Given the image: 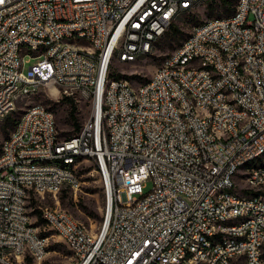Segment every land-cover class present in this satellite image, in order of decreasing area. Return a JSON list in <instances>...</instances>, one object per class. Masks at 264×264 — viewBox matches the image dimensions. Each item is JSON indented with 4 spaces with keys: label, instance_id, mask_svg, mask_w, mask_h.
<instances>
[{
    "label": "built area",
    "instance_id": "obj_1",
    "mask_svg": "<svg viewBox=\"0 0 264 264\" xmlns=\"http://www.w3.org/2000/svg\"><path fill=\"white\" fill-rule=\"evenodd\" d=\"M195 3L0 0V124L39 86L67 89V97H74L80 89L100 96L103 86L112 85L110 99L100 101L70 138L55 139L54 115L42 105H27L28 120L17 122L7 136V148L0 151V244L11 247L17 264L28 255H36L40 264L47 253L29 209L21 208L20 193L43 191L56 198L57 188H64L75 194L79 163L72 171H57V165L44 164V155L75 160L78 154H86L103 181L101 229L92 233L68 219L65 210L38 207L45 225L64 243L77 246L78 264H226V257L235 263L243 250H251L243 263L262 264L256 251L257 243H264V170L252 177L262 181V190L242 191L235 186L234 165L264 145V0H246L233 22L207 21V27L195 29L193 42L185 44L186 57L198 53L202 64H214V72L193 71L175 50L167 57L172 67H165L164 60L155 79L140 84L139 93H132L124 78L110 82L112 60L127 65L128 57L143 51L153 55L152 42L172 26V9L185 13ZM124 20H133V29L112 38ZM147 20H154L152 30H145ZM249 24H257L254 51L246 50ZM69 29H78L77 38H69ZM85 35H93V44L85 43ZM20 41H31L33 53L20 49ZM38 41H46V48L38 49ZM114 47H125L122 59L113 58ZM218 47L226 48V56H219ZM30 54H38V62L27 72H15L17 58L30 60ZM89 56H108V65L94 72ZM51 57H58V67H51ZM240 59H248V66H240ZM243 67L255 69L256 78L239 76ZM226 87L245 101L248 113L225 105ZM134 95H141V109H133ZM189 102L203 109L201 119L192 118L194 140L183 135L174 112V104H184L191 117ZM114 108H121V116H114ZM209 111H217V119H209ZM105 112H112V119H105ZM206 124H213V133H206ZM128 152H137V159H128ZM147 181L152 187L145 194ZM234 195H242V202H234ZM227 207H236V216L251 215V223L236 231L214 226L215 218H232L226 216ZM200 230L220 233L224 240L244 238V245L205 251L208 238H200ZM0 260L6 264L4 256Z\"/></svg>",
    "mask_w": 264,
    "mask_h": 264
},
{
    "label": "rangeland",
    "instance_id": "obj_2",
    "mask_svg": "<svg viewBox=\"0 0 264 264\" xmlns=\"http://www.w3.org/2000/svg\"><path fill=\"white\" fill-rule=\"evenodd\" d=\"M228 4L220 0L217 3L209 1L192 8L191 10L182 13L180 17L173 23L179 31V34H165L153 46V55H149L142 60L134 63L122 65L118 60H113L110 67L111 74L116 77L122 76L133 87H138L140 84L146 83L148 79L155 76V69L159 67L164 60L167 59L175 50H177L189 36L193 27L202 24L206 20L219 17L230 16L238 0H227ZM205 6V7H202ZM169 31V30H168ZM30 53V52H29ZM115 59V58H114ZM25 61L28 62L25 64ZM38 62V59L30 60L24 57V69L27 72L29 66ZM66 98L71 99L74 105V114L71 116L70 102ZM95 97L89 92H80L74 97H67L63 90L39 86L37 92L27 98H22L16 104L15 111L10 115L13 121H17L22 116L27 105H42L47 111L54 115L59 139L64 140L73 136L75 133L74 127L78 124L81 128L93 116ZM6 120L0 124V141L7 138L10 132L15 128L11 125L5 127ZM80 128V129H81ZM264 157L254 161V164H259ZM76 173L80 181V188L74 194L73 192L64 190L57 194L56 198L39 194L31 196L28 200V209L33 218V223L38 229L40 237L46 240V256L42 257L40 264H64L70 261L72 255L66 243L50 230L45 224L40 223L35 210L39 211L38 207L45 208H60L70 214L78 223H82L90 232L97 233L103 224L105 215V193L103 181L97 170L93 167L90 161L80 159L78 161ZM243 172V176H242ZM246 178L245 171L239 170L235 179V186L239 190L246 187L243 179ZM152 187L151 181L146 182L144 193L150 192ZM11 264H17V259L9 257ZM29 261L25 260L24 264H37V259H33L28 255ZM1 264V262H0ZM234 264H243L238 260Z\"/></svg>",
    "mask_w": 264,
    "mask_h": 264
},
{
    "label": "bare ground",
    "instance_id": "obj_3",
    "mask_svg": "<svg viewBox=\"0 0 264 264\" xmlns=\"http://www.w3.org/2000/svg\"><path fill=\"white\" fill-rule=\"evenodd\" d=\"M209 0H198V3L192 5L191 9L197 7ZM246 0H238L237 5L233 13L227 17L213 18L206 20L200 25L193 27L187 39L183 44L177 49L179 57H186V48L185 44L193 42L195 36V29L207 27L208 24H227L233 22L243 13V5ZM183 13V10L180 8H173L171 13V21L173 23L180 17ZM154 28V20L145 21V30H152ZM130 29H133V20H124L122 30H112V38H120L122 34H129ZM256 33H257V24H249V33L245 37V44L247 51H254V44H256ZM78 29H69V38H77ZM158 41L152 42L153 46ZM85 43L93 44V35H85ZM46 41H38V49H45ZM20 49L26 53H33V44L31 41H20ZM125 54V47H114L113 58L122 59ZM219 56H226V48L218 47ZM150 55V51H143L142 55L139 57H128V63H134L138 60ZM32 59H38V54H32ZM113 61V60H112ZM119 61V60H118ZM121 63V61H119ZM89 63L92 64L94 72H102V65H108V56H101V60L98 56H89ZM112 63V62H111ZM186 64L192 65L193 71H207L214 72V64H202V60L198 53H189L186 57ZM51 67H58V57L50 58ZM240 66H248V59H240ZM165 67H172V58H167L165 60ZM24 70V57H18L15 63V72H22ZM239 76H245L248 79L256 78V70L251 69L250 67H243L239 69ZM155 76L148 79V82L154 80ZM110 82H117V76L114 77L110 75ZM138 87L132 86V93H139ZM65 96H67V89H62ZM80 92H89L92 94L90 89H80V91L74 93V96ZM95 97L94 104V113L98 110V105L100 101H107L112 96V85H105L102 88L101 94L93 95ZM224 103L227 106H235L240 111V113H248V105H246L244 100H238L235 97V90L233 87H226V93H224ZM133 109H141V95H134L133 97ZM189 111L191 117H187V112H185L184 104H174V112L176 119H179L181 125H183V135L187 136V140H194V132H192V118L201 119L203 116V109L199 108L197 102H189ZM46 114H52L46 110ZM114 116H121V108H114ZM29 118V107L25 109L22 116L18 122L27 121ZM105 119H112V112H105ZM209 119H217V111H209ZM17 128V125L15 126ZM206 133H213V124H206ZM55 139H59L58 129H55ZM7 148V138L0 141V151H4ZM264 157V145L258 149V151L253 152L250 156L244 157L236 161L234 165V177H236L239 170L245 171L246 178L249 180H244L246 187L242 188V191H258L262 190V181L257 179H252L254 177V171H263L264 170V159L259 164H254V161ZM80 159H86V154L75 155V160H69L68 158H59L52 155H44V164L57 165V171H72L75 169V162L78 163ZM128 159H137V152H128ZM244 177V176H243ZM64 188H57V194L63 191ZM44 194L43 191H36L32 193L31 191H22L20 193V202L22 209H28V199L31 196ZM234 202H242V195H234ZM67 218L74 220L75 223H78L70 214L66 212ZM226 216L232 218H215L214 226L223 227V230L226 231H236L239 227L248 226L251 223V215L239 214L236 216V207H227ZM200 238H208V244H205V251H212V246H222L229 248H241L244 245V238H236L232 240H224L222 234L220 233H211L208 230H200ZM261 238L264 239V228H261ZM39 240H44V247H47L46 240L39 236ZM70 252L71 259L64 264H78V248L76 245L66 243ZM4 256V263L11 264L9 257L17 259L15 252L11 251V247H5L3 244H0V257ZM33 259H37L36 255H29ZM43 257V256H42ZM251 258V250H243V257H236V261L240 260L243 263V259ZM256 260L257 262H262L264 264V243H257L256 251ZM1 262V260H0ZM194 264H201V261H194ZM226 264H234L233 257H226ZM243 264H253V263H243Z\"/></svg>",
    "mask_w": 264,
    "mask_h": 264
},
{
    "label": "trees",
    "instance_id": "obj_4",
    "mask_svg": "<svg viewBox=\"0 0 264 264\" xmlns=\"http://www.w3.org/2000/svg\"><path fill=\"white\" fill-rule=\"evenodd\" d=\"M222 2L228 4V1H227V0H222ZM168 33H171L172 35H177V34H179V31H178V29H177V27H176L175 25H172V26L170 27ZM166 34H167V33H166ZM117 77L122 78V76H120V75H118ZM66 101H67V102H70V106H71L70 114H71V116H72V115L74 114V112H75V110L73 109V108H74V105L72 104L71 99L66 98ZM5 120H6L5 127H8L9 125H11V126L14 128V127L17 125L16 121H13V119H11L10 116H7ZM17 122H18V121H17ZM80 128H81V127H80L78 124L75 125V127H74V131H75L76 134L80 131ZM14 129H15V128H14ZM74 135H75V134H74ZM74 135H73V136H74ZM71 137H72V136H71ZM69 138H70V137H69ZM61 192H62V191H61ZM63 193H65V192H63ZM33 214L37 216L38 221H39L40 223L45 224V222H44V220L41 218V215H40V213H39L38 210H35V211L33 212ZM26 260L29 261L28 258H26Z\"/></svg>",
    "mask_w": 264,
    "mask_h": 264
}]
</instances>
